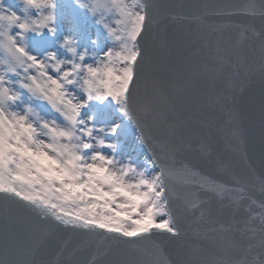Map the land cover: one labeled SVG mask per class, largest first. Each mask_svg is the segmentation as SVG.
Returning <instances> with one entry per match:
<instances>
[{"label": "snow or ice", "instance_id": "1", "mask_svg": "<svg viewBox=\"0 0 264 264\" xmlns=\"http://www.w3.org/2000/svg\"><path fill=\"white\" fill-rule=\"evenodd\" d=\"M0 264H264V0H0Z\"/></svg>", "mask_w": 264, "mask_h": 264}]
</instances>
